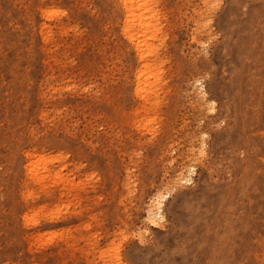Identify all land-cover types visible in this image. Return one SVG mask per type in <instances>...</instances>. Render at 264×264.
I'll list each match as a JSON object with an SVG mask.
<instances>
[{
  "label": "rangeland",
  "instance_id": "374dc122",
  "mask_svg": "<svg viewBox=\"0 0 264 264\" xmlns=\"http://www.w3.org/2000/svg\"><path fill=\"white\" fill-rule=\"evenodd\" d=\"M158 7L142 99L113 0H0V264H264V0Z\"/></svg>",
  "mask_w": 264,
  "mask_h": 264
},
{
  "label": "bare ground",
  "instance_id": "6f19581e",
  "mask_svg": "<svg viewBox=\"0 0 264 264\" xmlns=\"http://www.w3.org/2000/svg\"><path fill=\"white\" fill-rule=\"evenodd\" d=\"M160 1L161 0H113L114 9L119 16L118 25L120 26L121 35L126 40L130 49L136 54L137 58H139L140 63L134 71L132 83L135 86L134 94L139 95L142 99H145L146 89L155 87L159 79L157 66L151 64L154 60L146 58L144 54L149 53L151 56L157 57V51L155 46H151V41H155L160 37L159 33L161 26L158 17V6ZM203 1L205 2L206 0ZM196 82H198V78L194 79V83ZM195 88L197 90V96L203 98L204 92L201 90V86L198 87L199 90L196 86ZM30 166L32 167V163ZM192 167L193 166H189L188 170H191ZM29 168L30 167L26 165V169L28 170ZM179 169L181 170L180 173L183 174L182 165L179 166ZM187 178L185 174L179 177L180 181L182 179L186 180ZM156 198L157 199L154 198V201L152 200V208H149L148 212L145 214L146 220L151 224L152 222L154 224L156 218L161 220L163 216V195L156 196ZM144 229L145 228H143V230Z\"/></svg>",
  "mask_w": 264,
  "mask_h": 264
}]
</instances>
